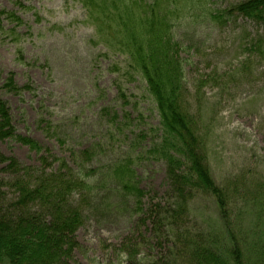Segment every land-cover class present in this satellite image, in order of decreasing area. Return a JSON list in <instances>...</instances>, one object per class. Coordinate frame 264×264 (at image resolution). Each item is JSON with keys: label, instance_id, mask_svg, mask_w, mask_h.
<instances>
[{"label": "rangeland", "instance_id": "obj_1", "mask_svg": "<svg viewBox=\"0 0 264 264\" xmlns=\"http://www.w3.org/2000/svg\"><path fill=\"white\" fill-rule=\"evenodd\" d=\"M212 1L226 9L246 0ZM4 11L20 21L2 17L0 103L14 134L36 147L0 139V208L17 201L13 182L25 167L31 181L59 169L76 185L69 206L81 212L67 264H191L177 235L160 239L149 216L153 204L170 200L171 186L166 162L150 152L160 116L145 79L128 75L125 57L97 37L79 0H0ZM173 32L185 64V106L199 115L212 177L229 194L233 224L256 258L251 251L264 242V50L257 46L264 22L238 12L214 20L196 8ZM124 160L144 192L140 203L111 170ZM10 161L18 167L7 168ZM193 194L184 231H219L217 199ZM37 204L27 211L43 213Z\"/></svg>", "mask_w": 264, "mask_h": 264}, {"label": "trees", "instance_id": "obj_2", "mask_svg": "<svg viewBox=\"0 0 264 264\" xmlns=\"http://www.w3.org/2000/svg\"><path fill=\"white\" fill-rule=\"evenodd\" d=\"M80 1L97 37L110 50L123 54L128 66L126 72L128 75L137 72L145 79L157 105L161 134L150 152H156L166 162L171 198L166 204H153L149 211L152 221L156 218L155 233L160 239L165 232L177 235L176 239L186 247L191 264H264V242L261 240L263 245L251 251L259 254L252 257L251 246L244 244V239L248 241L246 232L233 224L229 194L212 177L198 129L199 115L187 111L185 106V64L180 56V43L174 38L173 23L193 14L196 8L213 18L221 16L199 0ZM229 11H239L264 22V0H246ZM2 17L20 21L15 12H0V32ZM12 35L14 40H19V35ZM257 46L264 50V36ZM11 137L36 147L31 139L14 134L6 105L0 103V139ZM12 163L6 167H18ZM23 170L25 173L13 182L19 196L17 201L0 208V264H67L73 245L68 241L80 223L81 212L69 206L66 198L76 185L59 169L52 173L43 170L32 181L34 174L28 175L30 169ZM111 170L121 190L132 191L131 195L140 203L144 192L134 181L130 165L120 161ZM194 191L209 193L217 199L222 224L219 231H184L181 219L187 214ZM34 203H38L43 213L27 211Z\"/></svg>", "mask_w": 264, "mask_h": 264}]
</instances>
